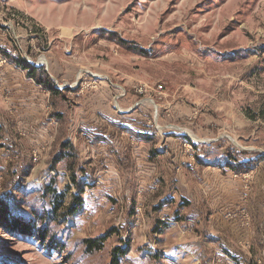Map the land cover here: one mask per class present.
I'll list each match as a JSON object with an SVG mask.
<instances>
[{"label":"rangeland","instance_id":"rangeland-1","mask_svg":"<svg viewBox=\"0 0 264 264\" xmlns=\"http://www.w3.org/2000/svg\"><path fill=\"white\" fill-rule=\"evenodd\" d=\"M0 176V264H211L200 178H226L214 264H252L231 253L264 214V0H0Z\"/></svg>","mask_w":264,"mask_h":264},{"label":"crops","instance_id":"crops-1","mask_svg":"<svg viewBox=\"0 0 264 264\" xmlns=\"http://www.w3.org/2000/svg\"><path fill=\"white\" fill-rule=\"evenodd\" d=\"M81 153L83 156L86 155V152L82 151ZM209 168L211 167H206V169H204L203 177H209V173H214L213 169ZM200 179L201 181L197 183L196 186L194 185L195 187H191L190 193L193 201H196L194 202L195 205L192 209L194 211L193 215L195 216L192 225L196 227V233H194V236H192L193 239L190 244L192 247L194 246V249L191 250L201 254L210 251L208 263H226V260L222 258L223 256L226 258V255H224V253L222 254L223 250L226 251V241L221 240L219 244H214L216 240H219V238L223 237V234L226 235V226H223L226 224V219L224 216L222 217L220 213H215L210 205V203H212L211 196L214 195L215 192H217L215 193L217 195L220 193L223 195L225 193L226 188L224 187H226V178ZM174 181L178 180L175 179ZM214 182H222V190L220 189L218 191H214ZM176 197L177 196L175 195L171 198ZM222 218L224 219V224L221 223L223 220ZM257 218L260 219V222H257ZM257 218V220L255 219L253 226L251 224L247 238L245 240L239 242L235 240L232 241L234 247L238 248V253L236 254L233 252L231 253V256L238 259L239 261L244 259V261L252 264H264V214L260 213ZM247 226H250V223ZM216 235H219V238L215 240L214 237ZM206 258H208V256ZM195 261L198 263L199 259H196ZM184 262L187 263V258L184 260Z\"/></svg>","mask_w":264,"mask_h":264},{"label":"trees","instance_id":"trees-1","mask_svg":"<svg viewBox=\"0 0 264 264\" xmlns=\"http://www.w3.org/2000/svg\"><path fill=\"white\" fill-rule=\"evenodd\" d=\"M6 56L9 57V55H6ZM25 69L28 70V75H29V77L34 78L35 80H37L38 83L44 85L45 87H50V88H51L52 80L50 79V77H49L48 75L44 74V75H45V78H44L45 80H42V81H41V79H40V78L38 77V75H37V71H38L37 68L27 67V68H25ZM44 81H45L46 83H45ZM202 165H204V166H208V165H205L203 162H202ZM1 219H2L3 221H6L7 223L10 222V221L8 220V218H7V214H6L4 211L2 212V218H1ZM12 222H13V223H12ZM8 224L11 225L12 230H17L18 228H21V227H22V223H18L17 220H13V221H11V222L8 223ZM22 230H23L24 232H28V231L30 230V228H29V226H23Z\"/></svg>","mask_w":264,"mask_h":264},{"label":"built area","instance_id":"built-area-1","mask_svg":"<svg viewBox=\"0 0 264 264\" xmlns=\"http://www.w3.org/2000/svg\"><path fill=\"white\" fill-rule=\"evenodd\" d=\"M153 133V131H149V134H152ZM0 178H1V176H0Z\"/></svg>","mask_w":264,"mask_h":264}]
</instances>
